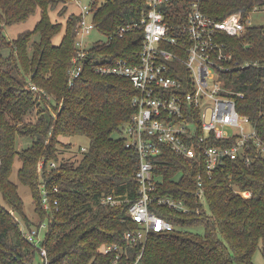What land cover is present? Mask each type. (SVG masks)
<instances>
[{
  "label": "trees",
  "instance_id": "trees-1",
  "mask_svg": "<svg viewBox=\"0 0 264 264\" xmlns=\"http://www.w3.org/2000/svg\"><path fill=\"white\" fill-rule=\"evenodd\" d=\"M199 1L204 11L218 19L242 12L245 30L223 35L232 59L221 74L234 91L244 93L237 98L238 109L249 115L264 139V24L249 23L253 8L264 0ZM90 5L98 29L113 36L109 43L92 49V60L104 53L136 61L142 29L136 27L123 36L115 33L121 25L141 21L147 0H92ZM53 9L65 22L50 16ZM69 9L68 0H0L2 25L27 21L41 11L35 27L12 40L0 32V192L9 206L0 202V264H37L41 246L47 249L49 264H132L142 251L141 243L126 237L127 231L140 226L129 213L131 200L139 196L140 157L121 135L135 112L132 99L137 90L126 77L98 74L92 61L75 85H68L81 17V12ZM177 12L169 14L171 21H178ZM58 33L62 37L57 43ZM30 82L46 93L32 89ZM35 109V117L28 119ZM78 134L90 138L88 149L74 153V159L73 154H60L71 147L61 137ZM18 135L32 139L21 151L16 149ZM41 156L60 162L49 175L50 185L59 187L52 219L41 202ZM17 157L22 161L20 179L31 185L41 221L48 218L41 244L26 239L12 212L32 227L18 184L11 178ZM154 175L156 194L183 199L190 210L152 205L176 228L149 233L141 264H255L253 255L259 247L264 256V156L260 152L254 151L250 162L229 158L209 175L204 158L179 155L166 145L155 159ZM199 175L204 198L199 196ZM114 191L128 199L103 204V197ZM199 225L205 228L203 234L191 229ZM108 244L120 249L105 252Z\"/></svg>",
  "mask_w": 264,
  "mask_h": 264
},
{
  "label": "built area",
  "instance_id": "built-area-1",
  "mask_svg": "<svg viewBox=\"0 0 264 264\" xmlns=\"http://www.w3.org/2000/svg\"><path fill=\"white\" fill-rule=\"evenodd\" d=\"M147 7L140 22L121 25L115 33L123 36L136 27L142 29V47L136 53L138 59L133 62L126 57L115 58L104 53L92 60V49L97 44L109 43L113 36L108 37L98 29L91 5L82 4L77 49L68 69L70 87L92 61L93 70L98 74L126 77L137 90L132 99L135 112L123 128L126 145L140 157L136 172L140 182L139 196L133 198L129 206L130 216L140 226L127 231L126 237L129 242H139L143 246L132 264H141L151 231L176 228L171 220L152 209L153 204L184 212L190 210L183 199L155 193L158 180L154 175L155 159L164 146H170L179 155L204 158L205 171L209 175L224 166L229 158L250 162L254 151L264 156V139L249 115L238 109L237 98L244 93L234 91L221 74L222 70L229 69L226 64L232 59L223 35H236L245 30L242 12L234 11L218 19L204 11L199 0H147ZM174 10L180 15L177 22L169 18ZM253 12H264V4L255 5ZM249 23L253 24L250 18ZM94 30L105 35V39L87 38ZM30 86L45 92L34 82H30ZM213 139L231 142L218 145L212 142ZM80 149L86 151L88 148L82 146ZM59 165V160L48 161L44 156L38 162V168L43 170L39 185L41 202L48 218L52 216L53 207L58 205L59 187L50 185L46 172ZM199 177V196L204 198L202 175ZM243 193L250 195V191ZM127 199L114 191L103 197L102 203L117 205ZM20 226L26 239L37 244L41 239L40 227L46 223L42 222L39 228L22 223ZM119 249L117 244H108L104 248L105 252ZM41 253L42 264H49L46 247L41 246Z\"/></svg>",
  "mask_w": 264,
  "mask_h": 264
},
{
  "label": "rangeland",
  "instance_id": "rangeland-1",
  "mask_svg": "<svg viewBox=\"0 0 264 264\" xmlns=\"http://www.w3.org/2000/svg\"><path fill=\"white\" fill-rule=\"evenodd\" d=\"M91 1L92 0H68V5L70 6L69 11L74 10V11L81 12V5L82 4H90ZM50 16L55 20L59 19V18L61 20H63V22H65V20H66V18H62L58 15V12L56 11V9L50 10ZM40 18H41V11L38 10L27 21L15 23L13 25H2V24H0V32H3L6 35L7 39L12 40L21 31H24L26 29H33ZM250 19H251V22L253 24H264V12H252ZM61 37H62V33H61V35H59V33H58L54 37V40L58 43L61 40ZM86 37L91 39V40H94L97 37H101L102 39H105V35L99 33V31H96V30L92 31L90 34H87ZM37 112H38V110L35 109L32 116L30 114L28 115V119L29 118L33 119ZM121 135L123 136L124 133ZM117 136H118V134H117ZM61 140L65 143H67V142L71 143V147L67 148V150H64V148H66V147L60 146V148H61L60 150H64L60 154H64V155H71V154L74 155V153L80 151V148H82V146H86L88 148L90 145V138L86 135H79V134L78 135H71L68 137H61ZM31 142H32L31 138L18 135L17 141H16V149L18 151H21L24 148H26L29 145V143H31ZM74 156L75 157H73V159L77 157V155H74ZM21 165H22V161L20 158L17 157L15 160L14 166H13L14 169H13L11 178L13 181H15L18 184L19 193L24 200L25 214H26L28 220H30L33 223L31 226L37 227V226H40L42 221L40 219V214L37 210V205H36L35 198H34V192L32 190L31 185L24 183L20 179L19 169H20ZM38 170H39V173L41 176L43 173V170L42 169L40 170L39 168H38ZM51 172L52 171L47 170L46 176H49L51 174ZM40 182H41V177H40ZM0 202L3 205L9 207L7 202L2 197L1 192H0ZM12 212L15 215L16 219L19 220L20 224L21 223L25 224V225L28 224L27 219H25L21 214H19L18 212L14 211V210H12ZM44 222L46 223V226L40 227L39 235L41 238L45 237V235L48 231V228H49L48 218H45ZM191 229L200 233V234H203L205 231V228L202 225L192 227ZM41 259L42 258L40 256V254L37 252V255L35 258V263H37V264L40 263ZM253 260H254L255 264H264V256L262 254L260 247L256 249V251L253 255Z\"/></svg>",
  "mask_w": 264,
  "mask_h": 264
},
{
  "label": "water",
  "instance_id": "water-1",
  "mask_svg": "<svg viewBox=\"0 0 264 264\" xmlns=\"http://www.w3.org/2000/svg\"><path fill=\"white\" fill-rule=\"evenodd\" d=\"M40 241V244L42 243V240H39Z\"/></svg>",
  "mask_w": 264,
  "mask_h": 264
}]
</instances>
